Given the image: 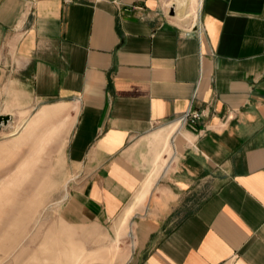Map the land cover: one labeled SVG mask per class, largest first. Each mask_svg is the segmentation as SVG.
<instances>
[{
	"label": "crops",
	"instance_id": "crops-1",
	"mask_svg": "<svg viewBox=\"0 0 264 264\" xmlns=\"http://www.w3.org/2000/svg\"><path fill=\"white\" fill-rule=\"evenodd\" d=\"M70 107L63 211L122 264H264V0H0V156Z\"/></svg>",
	"mask_w": 264,
	"mask_h": 264
},
{
	"label": "rangeland",
	"instance_id": "rangeland-1",
	"mask_svg": "<svg viewBox=\"0 0 264 264\" xmlns=\"http://www.w3.org/2000/svg\"><path fill=\"white\" fill-rule=\"evenodd\" d=\"M34 110L26 108L24 115ZM73 111L67 108L63 116L56 117L60 121L49 131L48 124L38 125V137L32 142L36 155H25L31 145L30 133L21 145L5 149L0 156V264H122L128 255L132 243L127 233L129 219L117 227H102L73 222L63 211L70 178L63 147ZM7 122L0 125L3 132L9 130L3 127ZM70 228L81 234L76 239L87 253L73 240ZM68 243L80 257L58 258Z\"/></svg>",
	"mask_w": 264,
	"mask_h": 264
},
{
	"label": "built area",
	"instance_id": "built-area-1",
	"mask_svg": "<svg viewBox=\"0 0 264 264\" xmlns=\"http://www.w3.org/2000/svg\"><path fill=\"white\" fill-rule=\"evenodd\" d=\"M200 112L192 109H187L185 112L177 116L174 120L177 123L182 124L185 122H193L197 118H199Z\"/></svg>",
	"mask_w": 264,
	"mask_h": 264
},
{
	"label": "water",
	"instance_id": "water-1",
	"mask_svg": "<svg viewBox=\"0 0 264 264\" xmlns=\"http://www.w3.org/2000/svg\"><path fill=\"white\" fill-rule=\"evenodd\" d=\"M8 115H0V125L4 124L8 120Z\"/></svg>",
	"mask_w": 264,
	"mask_h": 264
}]
</instances>
